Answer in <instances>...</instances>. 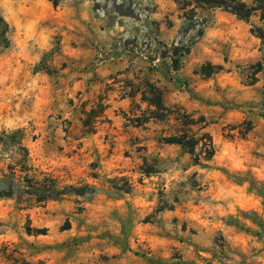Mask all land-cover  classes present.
Returning <instances> with one entry per match:
<instances>
[{"label": "rangeland", "instance_id": "1", "mask_svg": "<svg viewBox=\"0 0 264 264\" xmlns=\"http://www.w3.org/2000/svg\"><path fill=\"white\" fill-rule=\"evenodd\" d=\"M53 1L0 0L9 26L0 54V195L12 193L0 197V257L6 247L45 264H264V44L250 32L264 33V11L245 21L198 0ZM161 3L168 15L157 18ZM128 20L136 33L139 22L147 27L144 40L133 30L118 38ZM165 33L168 43L159 40ZM151 47L163 62L138 64L174 69L176 60L188 69L180 94L194 108L165 106L145 77L129 93L141 91L148 103L151 85L164 108L148 103L140 116L102 122L112 82L103 84L100 68ZM151 128L159 149L144 156L130 130ZM180 137L183 145L167 142ZM128 163L161 187L180 164V208L189 213L180 219V251L166 256L136 243L138 218L124 195L131 187L117 173ZM50 184L65 195L41 203L30 196ZM163 195L156 191L160 202Z\"/></svg>", "mask_w": 264, "mask_h": 264}, {"label": "crops", "instance_id": "2", "mask_svg": "<svg viewBox=\"0 0 264 264\" xmlns=\"http://www.w3.org/2000/svg\"><path fill=\"white\" fill-rule=\"evenodd\" d=\"M165 5L166 6L162 4L159 7V12L155 17L158 18L168 15V7L167 4ZM134 26H137V24L129 20L123 21L118 25V38H124V36L131 33L132 30L135 32L136 30L134 31V29L136 27ZM139 26V31H137V33L135 32V36L138 40L142 38L139 32H143L142 30L147 28L146 26H142L141 22H139ZM161 28L163 30V27ZM168 39L169 36L166 35V33L159 38L160 41L165 43H168ZM171 40H173V37H171ZM137 42L140 43L141 41ZM153 42L155 41H150L151 44H154ZM144 47H146V45ZM153 49L154 47L147 50L143 48L138 52L125 51L124 54L117 56V59L113 60L114 62L108 63L100 68V79L103 81V84L112 82V88L102 101L104 110L99 116L102 122L110 120L120 122L123 116L137 117L144 113V109L148 106V103L140 100L141 91H137L133 95L129 92L133 83H138L146 78H149L150 82L163 91V103L165 106H182L186 112H191V109L194 108L195 105L189 101L188 96L180 94V76L181 74L183 76L190 75L191 73L188 69L180 71V68L173 69L160 65L157 66L159 68L150 69L138 64V62L141 63L142 59L147 61L142 64H145V66L149 65V67L155 66L157 62H163V58ZM257 56H259V54L253 55V60H256L258 58ZM136 104L139 108L132 110V105ZM149 108L152 109L153 107L150 106ZM150 121H152V119ZM153 129L154 128L141 131L134 129L130 130V134H134V136H137L141 140L140 145L144 146V149H142L144 156L159 149V143L155 141L158 132H154ZM119 139L124 140L121 136H119ZM119 147L121 148L122 144H120ZM166 148L168 150L178 149L177 146L173 145L167 146ZM117 170L120 176L126 177L131 187L130 192L124 195L127 201H130V206L134 213H136L134 214L136 215L135 218H138V220L136 219L134 221V227L132 229V232L136 235V243L145 245L152 250V253L162 252L163 255L166 256H170L172 250L180 251V219L189 214L187 209L180 208V164L176 167H172L170 172L163 174L165 180L162 187L159 186L158 183H155L157 178H154V181H152V177H144L140 172H137L138 169L135 163L124 164ZM189 170L190 168L186 167L184 172L187 173ZM139 178H141V181ZM159 187L161 189H159ZM158 190H163L165 192V195L162 196V202L157 199L156 191ZM158 204H165V206L157 211L155 209ZM188 204L186 205L188 206ZM182 206H185V204L183 203ZM146 216L150 218V222L144 224L140 219ZM148 230L153 231L154 234H164L169 231L173 236L168 238L153 236L147 233ZM0 260H4L5 263L7 262L2 257H0ZM7 263L10 264V262Z\"/></svg>", "mask_w": 264, "mask_h": 264}, {"label": "trees", "instance_id": "3", "mask_svg": "<svg viewBox=\"0 0 264 264\" xmlns=\"http://www.w3.org/2000/svg\"><path fill=\"white\" fill-rule=\"evenodd\" d=\"M200 3L207 5L212 8H220L226 12H229L233 15H235L238 19L245 20L247 21L254 12L256 11H264V0H253V5L248 6L245 3L238 1V0H198ZM58 4V0L53 1V5L56 6ZM0 54L2 52V49H6L8 47L9 41L8 38L6 37L8 31H9V26L4 20V18L0 15ZM252 34H254L257 38H259L264 44V33L260 31V29L257 28H252L250 31ZM176 54V52H175ZM172 65L174 69L178 68V63L176 60L172 61ZM203 71V67H202ZM205 71V70H204ZM149 88V93L152 95L150 99H146L145 97L143 100H147L148 103L152 106H154L156 109H163V104L161 101V91H159L157 88L152 87L151 85L148 86ZM159 117V116H157ZM184 138L185 137H180V138H169L167 142L169 143H175V144H184ZM198 141H192L190 147H193V145H196ZM212 152L210 151L209 155L207 157H211ZM53 180V179H52ZM45 186V185H44ZM42 189V190H41ZM41 189H34L35 193H30L31 197H34L35 201L38 203L44 202L48 199H58L61 198L62 196L65 195L64 192L59 191L58 189L53 186V184H50L47 186L45 189L41 187ZM69 189H73L72 186L69 187ZM76 195H82L84 192H82V189H75L73 191ZM29 194V193H28ZM12 193H7L2 196H10ZM66 227L65 229H67ZM27 234L31 235H40V234H45L46 229H33L31 230L30 228L26 229ZM16 254V255H15ZM2 258L5 259L7 262H10V264H45L43 261L38 260L37 262H31L28 261L27 257L24 254L16 253L13 250L10 251L9 253L6 252V247H3L2 251Z\"/></svg>", "mask_w": 264, "mask_h": 264}]
</instances>
